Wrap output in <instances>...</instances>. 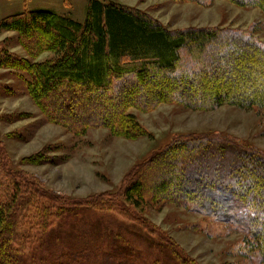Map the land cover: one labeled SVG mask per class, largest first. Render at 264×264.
<instances>
[{
    "label": "trees",
    "instance_id": "trees-1",
    "mask_svg": "<svg viewBox=\"0 0 264 264\" xmlns=\"http://www.w3.org/2000/svg\"><path fill=\"white\" fill-rule=\"evenodd\" d=\"M186 1L204 4L210 0ZM231 1L240 6L257 7L264 13V0ZM0 29L17 32L20 45L32 59L44 52L56 55L55 60L43 63L15 62L26 63L25 68L22 65L18 70L30 76L27 90L45 119L74 136H83L88 130L98 128L109 129L112 135L127 139L142 136L144 130L128 113L129 109L147 112L161 103H176L200 111H212L222 105L264 110V92L253 90L255 85L264 83V76L259 71L253 75L237 66L222 70L230 56L228 54L214 56L206 63L202 59L208 47L238 50L240 44H249L252 50H259L264 56V43L245 31L189 29L172 32L144 13L120 5L104 4L100 0L89 1L83 22L51 10H36L7 18L0 24ZM34 36H42L46 41L30 43ZM13 57L0 52V68H5L10 60H16ZM244 62L248 61L245 59ZM181 68H184L182 82L175 85L165 83L179 94L142 102L130 95L132 88H153L156 84L150 82L152 78L175 76ZM192 71L196 73L200 93L187 97L182 90L185 83L190 82ZM206 72L211 76L222 74L227 77L239 72V78H234L232 83L238 88H246L251 94L248 96L244 95L245 92L218 86L210 99L206 96L210 84L203 78ZM261 86L264 89V85ZM72 92L74 95L67 103L57 97L60 93L70 97ZM115 93H121L120 99L113 97ZM229 93L239 94V98L234 95L232 98ZM77 96L81 103H93L95 114H101L113 104L117 105L116 112L92 120L82 118L78 110L69 109ZM108 96L111 98L107 99ZM101 103L104 106H100ZM145 172L150 177L146 181L142 179ZM1 174L5 182L0 178V189L1 186L5 188L8 197L0 200V264H17L37 247L36 251L41 246L46 250V235L56 234L62 222L74 216L73 212L84 214L98 208L87 200L64 201L66 204H63L60 199L41 193L27 181L17 184L10 181L4 171ZM133 174V181L121 195L106 200L110 211L113 208L110 204L123 209L126 203L139 209L148 199L191 209L243 232L244 243L257 251L264 262V154L242 147L233 139L211 135L188 136L173 141L159 154L145 160ZM178 178L187 179L185 184L190 182L191 186L205 184L209 188L204 192L195 191V187L176 191ZM211 200L220 207L210 206ZM50 210L53 214L49 213ZM134 219L133 223L144 224L145 230L162 243L169 242L168 237L149 223H144L138 215L135 214ZM27 220L36 221L33 224L35 233L22 231ZM131 228L136 230L135 233L140 231L135 226ZM117 238H120L116 239L117 244L124 246L120 250L133 257L131 247L120 242L124 236L118 235ZM84 240L85 243L74 247L73 257L80 260L75 264H103L106 257L98 251L93 237H84ZM11 247L14 252L6 254ZM173 253L181 264H192L187 263V257L180 249H174ZM48 256V260L45 256L39 258L37 264H68L70 259L62 262L60 259L64 255L53 251ZM58 256L59 260H54Z\"/></svg>",
    "mask_w": 264,
    "mask_h": 264
},
{
    "label": "rangeland",
    "instance_id": "rangeland-1",
    "mask_svg": "<svg viewBox=\"0 0 264 264\" xmlns=\"http://www.w3.org/2000/svg\"><path fill=\"white\" fill-rule=\"evenodd\" d=\"M89 1L0 0V24L16 14L36 10H51L83 22ZM100 1L144 13L172 32L189 29L240 30L264 43V13L257 7L240 6L231 0H210L204 4L186 0ZM29 41L44 43L46 39L34 36ZM0 52H7L16 57H13L16 60L7 62L5 68H0V172L4 171L9 175V180L17 184H21L23 180L29 182L41 193L50 194L60 199L63 204H66L64 201L87 200L98 207L94 211H85L84 214L73 212L74 216L62 222L56 234L46 235V250H42L43 246L37 251L38 247L31 249L17 264H37L43 256L48 260L52 251L64 255L60 259L62 262L70 258L67 263L75 264V261L80 260L73 257L74 247L85 243L84 237H93L98 251L106 257L102 260L103 264H181V260L173 253L174 249H180L187 257V263L192 264H264L258 252L251 250L244 243L243 232L194 210L152 199L146 200L139 209L126 203L124 210L111 204L112 211L107 207L108 198L124 192L134 179L133 172L145 160L159 154L177 139L211 135L233 139L242 147L252 148L264 154L263 109L222 105L212 111H200L176 103H161L147 112L129 109L128 113L135 117L144 130L145 134L142 136L127 139L112 135L106 128L90 129L83 136H74L63 127L45 119L27 90L30 76L18 70L22 65L25 68L26 63L15 62L21 60L43 63L55 60L56 55L53 52H44L32 59L20 45L18 33L2 29ZM225 54L230 56L227 57L222 70L237 66L242 71L252 72L253 75L259 71L264 76V56L261 51L252 50L249 44H240L238 50L208 47L202 59L206 63L214 56ZM245 59L248 62H244ZM17 65L19 67H16ZM183 72L184 68H181L175 76L152 78L150 82L156 84L155 87H134L130 90V95L141 102L169 94L177 95L180 92L165 86V83L175 85L182 82ZM195 75L192 71L189 75L190 82L185 83V89L182 90L187 97L198 96L200 93ZM239 76V72L232 73L230 77L222 74L211 76L206 72L203 78L210 84L206 96L211 99L218 86L230 88V91L237 90L238 93L245 92L244 95L249 96V90L238 88L232 83L233 79ZM261 85H255L253 90L257 93L264 92ZM120 94L115 93L113 97L120 99ZM235 94L229 93L232 98H239V94ZM73 95V92L70 97L60 93L57 97L67 103ZM78 97L69 109L78 110L82 118L92 120L116 112L117 105L113 104L101 114H95L96 107L93 103H81ZM102 105L101 103L100 106ZM1 173L0 178L5 182ZM146 175L145 172L142 178L145 181L146 178L150 179L149 175ZM186 180L176 179L175 190L195 187L191 186L190 182L185 184ZM208 188L204 184L195 187V191L204 192ZM5 197H8V192L1 186L0 200H5ZM103 201H106V204L102 205ZM210 202V206L220 207L217 202ZM98 203L101 204L97 205ZM49 213L53 214V211L50 210ZM135 214L141 217L144 223H149L168 237L169 242L162 243L158 237L149 234L144 224L137 221L133 223ZM24 223L26 226L23 232L35 231L33 224L36 221L27 220ZM132 226L140 231L135 233L136 230L132 229ZM137 234L141 236L138 237ZM118 235L124 236L120 242H126L131 247L130 253L134 254L133 257L125 254V250H120L124 249V246L117 244L116 239H120L117 238ZM12 252L14 249L11 247L6 254ZM134 257H137L136 261ZM54 260H59V256Z\"/></svg>",
    "mask_w": 264,
    "mask_h": 264
}]
</instances>
